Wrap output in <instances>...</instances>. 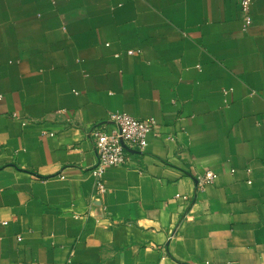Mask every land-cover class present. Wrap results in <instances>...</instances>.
<instances>
[{
	"label": "crops",
	"instance_id": "crops-1",
	"mask_svg": "<svg viewBox=\"0 0 264 264\" xmlns=\"http://www.w3.org/2000/svg\"><path fill=\"white\" fill-rule=\"evenodd\" d=\"M241 1L0 0V264H264V0ZM110 111L155 124L93 199Z\"/></svg>",
	"mask_w": 264,
	"mask_h": 264
},
{
	"label": "built area",
	"instance_id": "built-area-1",
	"mask_svg": "<svg viewBox=\"0 0 264 264\" xmlns=\"http://www.w3.org/2000/svg\"><path fill=\"white\" fill-rule=\"evenodd\" d=\"M249 0H242L243 9ZM249 23L250 19L245 18ZM153 118H138L123 111H110L105 120L93 123L87 130V136L92 144L96 162L89 169L94 177V195L104 190L103 176L108 167H127L129 159L133 155H141L147 152V135L154 128ZM215 174L206 171L198 175L196 189L202 188L206 183L212 182ZM173 234H170V238Z\"/></svg>",
	"mask_w": 264,
	"mask_h": 264
}]
</instances>
